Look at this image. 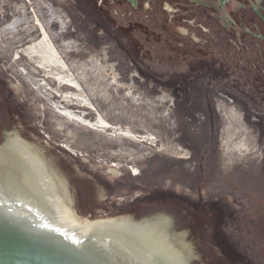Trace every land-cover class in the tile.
<instances>
[{
	"label": "water",
	"instance_id": "water-1",
	"mask_svg": "<svg viewBox=\"0 0 264 264\" xmlns=\"http://www.w3.org/2000/svg\"><path fill=\"white\" fill-rule=\"evenodd\" d=\"M227 5L0 0V264H264V56Z\"/></svg>",
	"mask_w": 264,
	"mask_h": 264
},
{
	"label": "flooded vegetation",
	"instance_id": "flooded-vegetation-1",
	"mask_svg": "<svg viewBox=\"0 0 264 264\" xmlns=\"http://www.w3.org/2000/svg\"><path fill=\"white\" fill-rule=\"evenodd\" d=\"M216 2L221 0H215ZM228 5L225 6V13L228 16V24L225 26L228 33L233 36L232 42L239 41L242 37H248L258 48V53L264 56V0H226ZM215 6V8H214ZM211 6L216 11L218 23H222L221 8L218 5ZM238 20H236V17Z\"/></svg>",
	"mask_w": 264,
	"mask_h": 264
}]
</instances>
